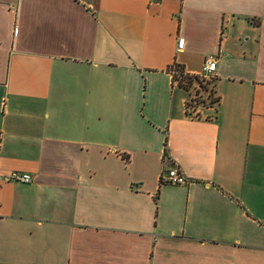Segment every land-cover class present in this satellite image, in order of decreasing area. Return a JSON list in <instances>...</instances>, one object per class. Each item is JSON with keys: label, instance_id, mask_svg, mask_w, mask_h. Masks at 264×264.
<instances>
[{"label": "crops", "instance_id": "obj_1", "mask_svg": "<svg viewBox=\"0 0 264 264\" xmlns=\"http://www.w3.org/2000/svg\"><path fill=\"white\" fill-rule=\"evenodd\" d=\"M12 172L0 264H264V0H0Z\"/></svg>", "mask_w": 264, "mask_h": 264}, {"label": "built area", "instance_id": "obj_2", "mask_svg": "<svg viewBox=\"0 0 264 264\" xmlns=\"http://www.w3.org/2000/svg\"><path fill=\"white\" fill-rule=\"evenodd\" d=\"M185 44V40L183 38H179L178 40V51L183 50ZM206 62L203 65L201 75L202 77H211L216 72L217 68V58L214 55L207 57ZM170 73L172 77L179 78L181 77V73L177 67H172L170 69ZM34 178L30 174H22L18 172H12L9 174H0V186L6 183H21V184H30ZM187 181L183 175L179 172L177 168H170L163 172L161 177L162 185H183Z\"/></svg>", "mask_w": 264, "mask_h": 264}, {"label": "rangeland", "instance_id": "obj_3", "mask_svg": "<svg viewBox=\"0 0 264 264\" xmlns=\"http://www.w3.org/2000/svg\"><path fill=\"white\" fill-rule=\"evenodd\" d=\"M182 85L188 92V110L194 114L202 107H208L214 104V78L194 76L182 82ZM213 103V104H212Z\"/></svg>", "mask_w": 264, "mask_h": 264}, {"label": "trees", "instance_id": "obj_4", "mask_svg": "<svg viewBox=\"0 0 264 264\" xmlns=\"http://www.w3.org/2000/svg\"><path fill=\"white\" fill-rule=\"evenodd\" d=\"M179 73H181V75H180L181 77H180V81H179V86L182 87L184 90H186V88L182 85V82H184V80L188 79L189 76L183 75V72L181 70H179ZM218 102H219V98L216 97L214 103H218ZM187 114L193 115L192 113H190L188 111V103H187Z\"/></svg>", "mask_w": 264, "mask_h": 264}]
</instances>
